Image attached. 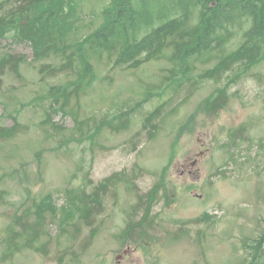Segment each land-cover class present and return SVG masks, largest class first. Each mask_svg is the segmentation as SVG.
Returning <instances> with one entry per match:
<instances>
[{
  "label": "rangeland",
  "instance_id": "rangeland-1",
  "mask_svg": "<svg viewBox=\"0 0 264 264\" xmlns=\"http://www.w3.org/2000/svg\"><path fill=\"white\" fill-rule=\"evenodd\" d=\"M77 2V36L84 37L105 23L103 10L111 3ZM11 33L0 39V51L20 62L17 70L1 73L0 127L17 119L26 129L0 136V264H243V241L264 234V58L241 80L230 81L228 103L211 114L206 100L218 84L201 74L214 63H199L196 90L185 85L177 92L174 84L143 101L148 89L157 92L168 82L167 59L132 66L118 65L108 54L95 58L98 81L82 93L79 106L76 99L71 103L80 119L103 126L93 142L79 134L72 139L78 131L69 113L45 111L50 86L68 75L41 74L33 45ZM124 110L129 127L113 131L103 122ZM242 127L236 140L230 138ZM112 175L125 179L104 193L92 226L80 225L78 214L62 222L69 189L92 191ZM165 181L169 191H154ZM47 202L52 212L44 233L31 248L15 251L7 243L15 219L37 204L48 210ZM146 210V234L130 239L129 221L141 220Z\"/></svg>",
  "mask_w": 264,
  "mask_h": 264
},
{
  "label": "trees",
  "instance_id": "trees-1",
  "mask_svg": "<svg viewBox=\"0 0 264 264\" xmlns=\"http://www.w3.org/2000/svg\"><path fill=\"white\" fill-rule=\"evenodd\" d=\"M110 3L103 10L105 23L87 36L79 37L82 16H78L81 3L77 0H0V39L12 32L15 39L31 43L36 59L42 60L39 71L44 76L68 75L65 82L50 86L45 111L49 114L61 109L74 118L78 132L72 139L80 136L94 142L103 130L99 124L91 126L93 123L88 118L80 119L77 108L82 93L98 81L94 59H102L104 54L112 61L114 58L113 62L118 65L132 61V66H139L160 58L172 64L168 82L156 86L157 92L148 89L143 101L155 94L163 95L174 84L177 92L185 85L189 90H196L200 81L193 75L199 63H214L201 74L202 79L210 78L218 84L206 100L210 114L228 103L230 81L241 80L264 58V0H110ZM52 57L60 58V64L44 61ZM19 62L14 54L0 51V78L6 67L17 70ZM224 80L227 83L222 84ZM73 99L77 107L71 105ZM128 112L120 111L103 122L113 131H119L118 128L130 125ZM192 123L190 119V131ZM243 127L232 131L230 138L237 139ZM24 129L26 125L16 119L8 129L0 127V136L14 137L25 132ZM124 179L112 175L92 191L87 186L69 189L67 204L70 206H64L62 222L73 221L78 214L80 225L92 226L95 214L104 205V193ZM156 187L154 191L171 189L166 181ZM37 205L31 214L27 211L25 217L18 215L15 219L16 230L11 229L15 233L7 242L15 251L31 248L39 233H44L52 203L44 205L48 210ZM147 225L149 210L141 220L129 221L126 235L135 239L146 234ZM243 244L248 251L243 264H264V234L254 241L246 239Z\"/></svg>",
  "mask_w": 264,
  "mask_h": 264
}]
</instances>
